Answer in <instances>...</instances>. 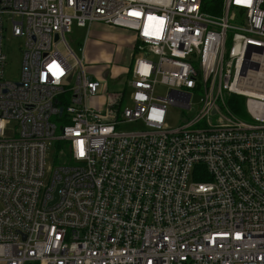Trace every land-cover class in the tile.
<instances>
[{"label":"built area","instance_id":"1","mask_svg":"<svg viewBox=\"0 0 264 264\" xmlns=\"http://www.w3.org/2000/svg\"><path fill=\"white\" fill-rule=\"evenodd\" d=\"M94 23L134 34L129 104L67 41ZM0 264H264V0H0Z\"/></svg>","mask_w":264,"mask_h":264},{"label":"rangeland","instance_id":"2","mask_svg":"<svg viewBox=\"0 0 264 264\" xmlns=\"http://www.w3.org/2000/svg\"><path fill=\"white\" fill-rule=\"evenodd\" d=\"M67 41L78 57H84V65L88 71L92 73L101 70L107 75V90L105 94H116V91L125 90V100L123 103L129 104L128 96L131 93L129 88L130 74L127 72L129 63L133 62L132 54L135 53V48L130 50V45L133 46L134 34L131 31L122 30L120 28L108 27L103 23H94L86 28L73 26L72 31L66 34ZM85 43L84 52L81 47ZM24 42L21 37L6 35L5 52L7 55V62L5 65V78L9 80H17L21 75L22 67V49ZM64 54L67 53L66 48H62ZM69 62L74 63L75 58L70 57ZM125 88V89H124ZM120 89V90H119ZM168 88L163 84H158L155 92L158 95L165 96ZM103 94V92H102ZM100 98V96L98 97ZM103 99V97H102ZM198 97H193V103L198 102ZM92 101V100H91ZM95 103L100 104L99 99L94 100ZM96 105V104H95ZM188 110H181L174 106H169L167 109L166 125L168 128H173L183 123L188 117L192 116ZM244 117V113L240 115ZM142 127L134 124H125L120 127L124 131H135ZM6 134H10L7 130ZM58 156L50 153L47 156V167L52 164L53 159ZM64 162V158L61 160ZM55 166L60 162L53 163Z\"/></svg>","mask_w":264,"mask_h":264},{"label":"trees","instance_id":"3","mask_svg":"<svg viewBox=\"0 0 264 264\" xmlns=\"http://www.w3.org/2000/svg\"><path fill=\"white\" fill-rule=\"evenodd\" d=\"M212 13H215V10H211ZM229 106L237 113L243 114L244 113V99L242 97H230L228 100ZM65 105V104H63Z\"/></svg>","mask_w":264,"mask_h":264},{"label":"crops","instance_id":"4","mask_svg":"<svg viewBox=\"0 0 264 264\" xmlns=\"http://www.w3.org/2000/svg\"><path fill=\"white\" fill-rule=\"evenodd\" d=\"M133 42H134V41H133ZM131 49L133 50V46L130 45V50H131ZM132 50H131V53H130V54H132V52H133ZM105 73H106V72H102L101 70L98 69V71L95 72V75H96V76H99V75L104 76ZM122 89H123V88H122ZM124 89H125V88H124ZM119 90H120V89H119ZM99 96H100V98H98ZM99 96L93 98L92 101H91L92 104H94V103H95L94 100H96V102H97V99H99V102L102 100L100 104H97V103H95L96 105L94 104V107H95V108H101V107H104L105 96H104V94H102V93H101ZM102 97H103V99H102Z\"/></svg>","mask_w":264,"mask_h":264},{"label":"water","instance_id":"5","mask_svg":"<svg viewBox=\"0 0 264 264\" xmlns=\"http://www.w3.org/2000/svg\"><path fill=\"white\" fill-rule=\"evenodd\" d=\"M62 111H63V108H60V113H62ZM55 196H56V198H55V200L57 199V197H58V194H57V192H56V194H55ZM54 202V201H53ZM52 202V203H53Z\"/></svg>","mask_w":264,"mask_h":264}]
</instances>
